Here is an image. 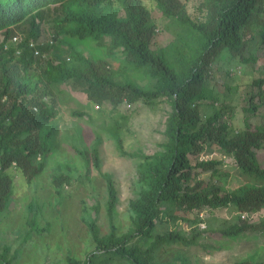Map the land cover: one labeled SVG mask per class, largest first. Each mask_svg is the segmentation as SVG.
<instances>
[{"label": "trees", "instance_id": "16d2710c", "mask_svg": "<svg viewBox=\"0 0 264 264\" xmlns=\"http://www.w3.org/2000/svg\"><path fill=\"white\" fill-rule=\"evenodd\" d=\"M154 1L163 18L181 27L170 43L158 49L152 48L155 24L142 0H0V212L10 209L14 169L30 182L45 168L57 128L53 85L70 80L88 101H108L112 109L124 100L129 104L142 101L150 107L164 95L170 101L162 149L142 155L137 164L140 190L130 201L133 217L125 233L118 235L113 228L117 190L112 176L100 171L98 142L89 151L75 148L87 165L85 175L92 162L105 181L111 229L101 236L95 219L89 218L94 248L82 260L67 257L66 264H185L182 258L159 262L156 254L171 246L207 248L199 240L212 232L199 229L202 219L198 216H185L204 209L232 207L238 212L237 222L220 231L226 237L264 232V214L252 221L240 217L264 210L263 127L245 119L243 128H233L235 109L227 104L209 116L202 110V103L211 98L206 81L216 59L226 52L246 61L250 43L256 38L264 42V0H204V18L194 20L182 0ZM25 23L23 37L12 42L14 28ZM41 23L52 29L51 44L36 43ZM59 40L67 44V58L50 57L37 67L38 56ZM88 42L93 53L86 55L77 45ZM107 58L121 65L112 69ZM142 80L146 82L140 84ZM260 82L257 79L253 84ZM255 109L252 104L245 110L253 113ZM119 128L116 124L110 132L121 151ZM213 147L259 182L225 189L227 175L219 169L222 159H198ZM203 173L209 177H200ZM79 180L80 176L58 173L51 184L60 194L64 186ZM176 220L190 225L188 235L174 228L155 230L157 222ZM34 224L31 217V229ZM8 251V247L0 250V264H12ZM236 264L262 263L244 260Z\"/></svg>", "mask_w": 264, "mask_h": 264}, {"label": "rangeland", "instance_id": "374dc122", "mask_svg": "<svg viewBox=\"0 0 264 264\" xmlns=\"http://www.w3.org/2000/svg\"><path fill=\"white\" fill-rule=\"evenodd\" d=\"M150 12L155 24V36L152 48L165 47L176 36L181 28L176 22L162 17L154 0H142ZM191 19L204 18V0H182ZM27 23L14 28V36L23 37ZM38 44H48L52 39L50 25L40 24ZM3 33L0 32V43ZM77 49L86 55L92 54L90 42L79 43ZM39 53L36 54L38 56ZM121 55V54H118ZM246 61H239L223 52L212 64V73L206 81L211 98L202 103L206 116L211 115L220 105L227 104L235 109L232 127L241 129L245 119L252 126L264 129V42L256 38L245 52ZM68 56L67 44L59 40L58 44L41 53L37 58V67L50 57ZM112 69L121 64L113 58L106 59ZM129 76V75H128ZM132 76V74H131ZM119 79V77H117ZM262 82L256 85L254 80ZM146 80L139 81L144 84ZM53 95L57 98V115L54 120L56 130L52 137V148L45 159L44 170L30 182H26L14 169V194L10 209L0 212V250L8 247L7 258L12 264H66L67 257L84 259L93 250L87 221L95 219L99 235L107 234L110 219L106 211L107 189L99 171L89 163L90 173L86 176V163L75 148L89 151L98 146L100 171L109 173L117 190V202L112 216L116 234L125 233L131 226L133 213L130 201L140 190L137 176V164L141 156L152 154L162 149L166 141L165 122L171 111L167 96L155 99L156 104L150 107L142 101L129 106L123 103L112 109L108 101L102 104L88 101L84 93L69 81L53 85ZM261 91V92H260ZM258 93H260L258 95ZM249 105H256L254 112L246 111L247 98ZM261 98V102L258 100ZM98 104V108H96ZM125 117L122 118V117ZM118 124L122 150H118L111 137V127ZM260 152L262 150H259ZM222 159L220 171L224 178V188L234 189L244 183L259 182L252 175L244 174L230 156L216 147L201 153L198 159ZM39 160V157H37ZM58 173H69L79 181L71 186H64L60 194L55 193L51 184L52 176ZM208 178L209 173L200 175ZM264 210L260 213H264ZM182 214V213H180ZM190 219L198 216L200 230L212 232L205 234L199 243L206 245L163 248L156 254L159 262H170L182 258L185 264H236L249 260L264 264V232L245 233L237 238L226 237L220 231L238 220V212L232 207L214 210L204 209L198 213L186 214ZM33 217V229L29 226ZM258 214L251 218L257 219ZM176 229L190 233V225L181 220L175 222H157L155 230Z\"/></svg>", "mask_w": 264, "mask_h": 264}, {"label": "built area", "instance_id": "2783aa9c", "mask_svg": "<svg viewBox=\"0 0 264 264\" xmlns=\"http://www.w3.org/2000/svg\"><path fill=\"white\" fill-rule=\"evenodd\" d=\"M12 41L17 42V41H18L17 36H14V37L12 38ZM30 45L33 46L34 43H31ZM34 53L37 54L38 51L36 50ZM122 103H123L124 105H127V106L130 105L126 100H124ZM95 107L98 108V107H99L98 104H96ZM12 165L15 166V163H12ZM263 212H264V211H263ZM256 214H258V215L261 214V215H262V214H264V213H260V211H259V212H257V213H254V214L250 215V216H248V215L242 213V214H240V217H241V218H249V219H251V218L254 217V215H256ZM247 216H248V217H247Z\"/></svg>", "mask_w": 264, "mask_h": 264}, {"label": "clouds", "instance_id": "9594fccd", "mask_svg": "<svg viewBox=\"0 0 264 264\" xmlns=\"http://www.w3.org/2000/svg\"><path fill=\"white\" fill-rule=\"evenodd\" d=\"M13 37H14V35L11 37V39H10L11 41H12V38H13ZM17 38H18V37H17ZM19 40H20V39L18 38V41H17V42H19ZM12 42H14V41H12ZM17 42H14V43H17ZM7 43H8V42H7ZM36 43H37V42H36ZM36 43H35V44H36ZM48 44H51V40H49V43H48Z\"/></svg>", "mask_w": 264, "mask_h": 264}]
</instances>
